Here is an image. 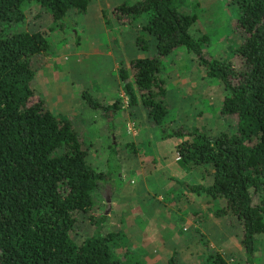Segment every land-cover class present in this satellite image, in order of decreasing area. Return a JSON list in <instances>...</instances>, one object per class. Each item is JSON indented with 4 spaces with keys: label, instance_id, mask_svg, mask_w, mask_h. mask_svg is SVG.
Returning a JSON list of instances; mask_svg holds the SVG:
<instances>
[{
    "label": "trees",
    "instance_id": "obj_1",
    "mask_svg": "<svg viewBox=\"0 0 264 264\" xmlns=\"http://www.w3.org/2000/svg\"><path fill=\"white\" fill-rule=\"evenodd\" d=\"M28 1L41 8L34 16L45 9L53 20L61 21L70 12L83 15L89 0H0V264H121L112 252L119 234L101 233L103 216L92 213V192L108 188L100 183L103 171L87 162L72 123L46 109L30 87L33 58L49 47L45 33L4 32L5 24L24 19L21 6ZM232 1L240 36L233 48L235 60L208 57L200 47L205 36L190 33L194 13L179 10L174 0L121 3L111 7L110 14L117 24L140 21L144 34L136 35L131 45L153 49L151 56L129 60L128 71L118 68L127 106L136 101V90L153 125L164 123L168 114L159 98L165 94L157 77L160 59L176 47H185L205 74L221 84L224 94L218 112L234 118L231 131L210 137L196 127H178L162 129L160 138L176 140L177 161L184 168H209L205 172L211 182L189 189L224 200L214 216L240 219L239 243L250 261L255 236L264 232V0ZM83 97L107 124L122 108L118 98L99 102ZM117 155L114 144H109L107 160H116ZM82 213L95 228L75 242L73 233ZM207 261L227 264L218 253H210ZM176 262L173 248L164 264Z\"/></svg>",
    "mask_w": 264,
    "mask_h": 264
},
{
    "label": "rangeland",
    "instance_id": "obj_2",
    "mask_svg": "<svg viewBox=\"0 0 264 264\" xmlns=\"http://www.w3.org/2000/svg\"><path fill=\"white\" fill-rule=\"evenodd\" d=\"M133 1L89 0L83 15L70 12L61 21L53 20L45 9L34 16L41 8L28 1L21 6L24 19L5 24L3 29L45 33L49 47L33 58L30 87L43 99L46 109L72 123L87 162L103 171L100 183L108 188L92 192V213L103 216L101 233L119 234L112 252L121 264H164L173 248L176 264H209L210 253H218L227 264H264V232L255 236L249 263L239 243L240 219L233 215L215 217L224 200L189 189V185L211 182L205 172L209 168H184L176 159V140L160 138L162 129L178 127H196L210 137L231 131L234 118L218 112L224 94L219 81L207 76L195 56L178 46L160 59L157 74L165 89L159 97L168 110L165 122L153 125L136 90V101L127 106L118 68L128 71L129 60L153 55L152 48L143 51L131 45L136 35L144 34L140 21L117 24L111 17V7ZM174 1L179 10L194 13L190 33L196 38L205 36L200 47L208 57L236 59L233 48L240 36L234 27L232 0ZM83 94L99 102L118 98L122 108L107 124L98 110L89 109ZM111 143L118 151L116 160L106 158ZM87 217L82 213L76 222L75 242L90 236L95 228Z\"/></svg>",
    "mask_w": 264,
    "mask_h": 264
},
{
    "label": "crops",
    "instance_id": "obj_3",
    "mask_svg": "<svg viewBox=\"0 0 264 264\" xmlns=\"http://www.w3.org/2000/svg\"><path fill=\"white\" fill-rule=\"evenodd\" d=\"M107 99H108V97H107ZM109 136H111V138H113V133H110L109 134ZM171 139V138H170ZM174 144V143H173ZM175 161V160H174ZM179 173L180 172V175H185V174H183V172L182 171H175V173Z\"/></svg>",
    "mask_w": 264,
    "mask_h": 264
},
{
    "label": "water",
    "instance_id": "obj_4",
    "mask_svg": "<svg viewBox=\"0 0 264 264\" xmlns=\"http://www.w3.org/2000/svg\"><path fill=\"white\" fill-rule=\"evenodd\" d=\"M108 200H109V199H107V202H108ZM106 212H107V209L104 210V213H106Z\"/></svg>",
    "mask_w": 264,
    "mask_h": 264
},
{
    "label": "built area",
    "instance_id": "obj_5",
    "mask_svg": "<svg viewBox=\"0 0 264 264\" xmlns=\"http://www.w3.org/2000/svg\"><path fill=\"white\" fill-rule=\"evenodd\" d=\"M177 158H178V157H177ZM177 158H176V159H177Z\"/></svg>",
    "mask_w": 264,
    "mask_h": 264
}]
</instances>
